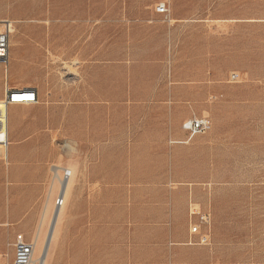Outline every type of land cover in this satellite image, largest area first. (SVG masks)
Segmentation results:
<instances>
[{"label": "rangeland", "instance_id": "1", "mask_svg": "<svg viewBox=\"0 0 264 264\" xmlns=\"http://www.w3.org/2000/svg\"><path fill=\"white\" fill-rule=\"evenodd\" d=\"M0 20L17 61L9 85L39 90L38 103L7 109L0 64L10 116L0 264L28 223L33 264L52 228L45 264L70 250L131 264H264V0H0ZM194 117L210 120L207 132L189 133ZM65 168L76 191L53 224Z\"/></svg>", "mask_w": 264, "mask_h": 264}, {"label": "built area", "instance_id": "2", "mask_svg": "<svg viewBox=\"0 0 264 264\" xmlns=\"http://www.w3.org/2000/svg\"><path fill=\"white\" fill-rule=\"evenodd\" d=\"M156 12L163 15L165 18L169 15V8L166 3H159L156 5ZM10 37H11V24L6 23L0 30V64L4 67V95L3 100L8 109L11 105H29L38 101L39 95L37 89L30 87L17 88L9 85L5 68L9 61L10 53ZM237 74H232L231 79L236 80ZM4 118V119H2ZM7 116L0 117V148H7L9 145V127ZM185 128L193 136L200 133H205L210 128V120L206 117H194L185 123ZM73 175L71 169H63L59 177L60 190L55 199V208L60 210L65 204L64 191L62 187L69 182ZM192 214H200L197 211L191 212ZM200 220L203 223H209L210 214L200 215ZM191 233L201 234L200 225L195 223L191 227ZM210 238L208 233L200 235V243L209 244ZM14 246V256L11 264H33L37 241L28 240L23 233L16 236ZM190 264H210V263H190Z\"/></svg>", "mask_w": 264, "mask_h": 264}, {"label": "crops", "instance_id": "3", "mask_svg": "<svg viewBox=\"0 0 264 264\" xmlns=\"http://www.w3.org/2000/svg\"><path fill=\"white\" fill-rule=\"evenodd\" d=\"M157 14H159V13H157ZM159 15H161V14H159ZM37 92H38V95H39V90L38 89H37ZM38 101H39V99H38ZM38 101L35 102V103H38ZM16 105H20V104H16ZM89 136L92 137V134H90ZM94 138L95 137H92V140ZM102 169H103L102 166L99 167V165H98L97 167H94V172L95 173H101ZM42 174L43 173H39V175L37 176V178L39 179V182H42V179L45 177V175L44 174L42 175ZM100 177H101L100 181L102 182V180H103L102 175H100ZM70 180H69V182H70ZM69 182L66 184L67 186H68ZM71 182H70V186H69L68 192L66 191L67 186H66L65 191H64V197H65L64 206H66L67 197L72 196L75 193V191H76L75 182L74 183H71ZM58 193H59V191H58ZM57 196H58V194H57ZM174 196L176 197V200L179 202V204L183 203L184 199L181 196L180 192L179 193L175 192ZM54 205H55V202H54ZM60 211H61V209L59 210V213H60ZM17 229L19 231H23L26 234L25 237L28 240H30V241H35L36 240L31 235V226H30L29 223L28 224H22ZM10 238L13 239L12 236ZM15 239H16V237L14 238V242H15ZM8 240H9V238H8ZM8 240H6L4 236H0V252H4L5 251L4 247H6V242ZM36 251H37V247H36ZM63 253H64V257L67 258V260L64 262V264H131L127 260H119V255H117V253H115L114 251L70 250V251H64ZM42 254L39 256V259L41 258ZM35 255H36V252H35ZM46 255H47V252H46ZM168 256H169V253H168V255L166 254V257H168ZM128 257H130V256H128ZM45 260H46V256H45ZM142 263L143 262H141V264Z\"/></svg>", "mask_w": 264, "mask_h": 264}, {"label": "bare ground", "instance_id": "4", "mask_svg": "<svg viewBox=\"0 0 264 264\" xmlns=\"http://www.w3.org/2000/svg\"><path fill=\"white\" fill-rule=\"evenodd\" d=\"M4 20H0V25H2V26H4L6 23H9L8 21H5L4 23ZM10 24H11V22H10ZM2 28L0 27V30H1ZM11 32H12V25H11ZM35 37V36H34ZM9 46H10V44H9ZM35 47V46H34ZM33 46H31L30 44H28V48H29V58H32V61L33 62H37V61H40L39 59H40V57H39V53H38V51H36L35 50V48H34ZM22 49V48H21ZM18 50V49H17ZM22 53V50H20V52H19V57H21V54ZM23 54V53H22ZM15 55H13V57H10V53H9V61H8V63H7V66H6V68H5V73L7 74V80H8V77H9V75H10V72H11V69H13V71H14V69L16 68V65H17V61H16V59H15V57H14ZM9 81V80H8ZM9 83V82H8ZM4 116H7V118H8V121L10 120V116H9V111H7V110H5V109H2L1 108V106H0V117H4ZM2 119H4V118H2ZM8 124V123H7ZM8 147V146H7ZM0 150H1V148H0ZM57 175V174H56ZM66 184H65V186H63L62 187V190L63 191H65V188H66ZM68 189H69V184H68V186H67V188H66V191L68 192ZM59 216V210L58 209H56V211H55V215H54V217H53V224H55L56 223V221H57V217ZM53 226V225H52ZM55 226V225H54ZM48 239H49V237H48ZM48 239H47V242H46V244H45V248H44V250L42 251V256H41V258L40 259H38V261H39V263L38 264H45V256H46V252H47V250H48V248H49V246H48ZM50 244V243H49ZM36 261V259L34 258V261H33V263Z\"/></svg>", "mask_w": 264, "mask_h": 264}, {"label": "water", "instance_id": "5", "mask_svg": "<svg viewBox=\"0 0 264 264\" xmlns=\"http://www.w3.org/2000/svg\"><path fill=\"white\" fill-rule=\"evenodd\" d=\"M52 234H53V228H52V230H51V233L49 234L48 246H49V243H50V241H51Z\"/></svg>", "mask_w": 264, "mask_h": 264}]
</instances>
